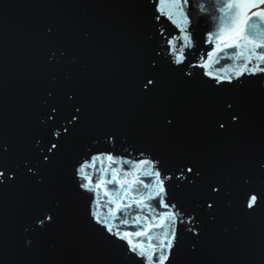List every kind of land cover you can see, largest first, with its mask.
Returning <instances> with one entry per match:
<instances>
[{"label": "water", "instance_id": "95a60500", "mask_svg": "<svg viewBox=\"0 0 264 264\" xmlns=\"http://www.w3.org/2000/svg\"><path fill=\"white\" fill-rule=\"evenodd\" d=\"M222 2L188 0L191 24L174 16L185 29L181 33L154 12L157 0H0V139L13 145L0 157V168L17 176L0 186V264H137L140 258L120 256L90 215L107 213L104 188L118 185L103 186L92 201L77 190L74 168L98 154L133 163L149 159L153 171H160L169 207L156 208L157 197L145 201L151 212H136L135 205L129 212L151 223L157 213H179L180 254L172 264H194L188 229L200 232L198 264H264V206L253 216L243 207L249 193L264 192L258 168L264 160V74L237 79L233 71L243 63L235 59L238 49H225L209 68L195 67L208 63L205 52L215 48ZM256 12H264L260 0L247 15L249 24L264 28ZM210 32L213 43H202ZM185 34L193 46L177 65L167 41L175 40L178 51ZM52 51L56 62L50 61ZM209 71L233 75L232 82L219 83ZM146 76L155 78L151 91L142 88ZM233 114L239 120L232 122ZM54 143L61 150L46 167L41 157ZM26 162L34 172L39 168L43 185L27 172ZM109 163L104 160L105 167ZM112 167L134 171L123 163ZM187 168L200 172L194 183ZM145 169L136 175L151 190L154 177H144ZM89 174L95 183L99 169ZM213 185L223 190L213 194ZM212 200L214 222L205 206ZM46 214L55 222L41 230L35 222ZM149 235L155 243L162 230Z\"/></svg>", "mask_w": 264, "mask_h": 264}, {"label": "snow or ice", "instance_id": "6c2138e0", "mask_svg": "<svg viewBox=\"0 0 264 264\" xmlns=\"http://www.w3.org/2000/svg\"><path fill=\"white\" fill-rule=\"evenodd\" d=\"M160 7L157 9L155 3L153 4L154 12L158 11L161 15H166L173 24H176L180 28L181 33L185 32L184 27L178 24L174 16H179L183 23L191 24L188 9L186 7L188 0H169V10L165 12L164 3L165 0H157ZM260 3H264V0H260ZM255 6V0H223L218 7L220 13L217 18L218 23L216 24L215 32V48L212 51H206L205 56L207 57L208 63L202 65H195V67L209 68L210 62L213 57H217L216 63L220 62L219 54L223 53L225 49H238L235 59L243 61L238 64L236 69L233 71V75L237 79L244 76H255L257 74H264V28L261 27L260 23L253 22L249 24L251 16L247 15L248 9ZM203 10V9H202ZM255 16L260 18L261 22H264V12H256ZM160 15L155 16V19L159 20ZM47 32L51 34L53 28L49 26ZM182 45L177 51L176 41L168 40L167 43L171 45V55L175 58L174 63L179 65L184 62V51L186 47L193 46V40L190 35L182 36ZM213 34L210 32L206 39L202 40V43H213ZM64 55L63 52L60 53ZM56 52L52 51L50 55V61L56 62ZM150 69L154 70L155 65L150 63ZM191 75V73H189ZM213 80L224 83H231L233 75H214L213 72L209 71L206 73ZM155 86V78L152 76H146L142 88L151 91V87ZM51 95V92H49ZM231 108L232 105L227 106ZM55 111V109H53ZM77 112H80V108H76ZM78 117H73V120H77ZM232 122L239 120V116L233 114L230 117ZM167 124L171 125L172 120L168 119ZM219 128L224 129L225 124L219 123ZM65 132L69 130L64 129ZM13 145L4 139H0V157L9 153L12 150ZM55 149V152H53ZM61 150L57 144H52L47 149V152L41 157L42 163L47 167L52 164V158ZM143 155V153H141ZM110 162L107 167L104 165V160ZM128 164L134 171L123 172L119 167H112V165ZM159 163V161H156ZM146 166V169H145ZM25 167L29 174H32L37 178V183L43 185L46 181L45 178L40 175L39 168L33 171L34 165L30 162L25 163ZM99 169V174L95 183H93V176L90 175V171ZM154 163L149 159L140 160L138 163L124 160L122 161L118 157H114L112 154H98L90 157L89 160L80 163L74 168V179L78 177L76 181L77 190H83L84 193L89 195V201L99 198V190L105 185H113L109 190L107 187L104 188V195L109 197L108 203L109 208L105 215L101 216L99 212H90L92 220L95 225L99 228L97 231L104 234L105 239L109 241L116 249L119 250L120 256L124 259H138L137 264H172V261L176 259V256L180 254V239L176 230L177 220L183 219L179 213L174 212H162L153 215L155 223L148 222V217H141L140 215H131L129 210L133 209L136 212L146 210L151 212L152 206L145 201H152L156 199V208H168L169 205L164 202V197L167 195L164 188V180L160 179V171H153ZM258 168L262 177H264V160L259 161ZM143 171L144 177H154L151 182V190L149 183H144L143 180L136 175L137 172ZM186 171L193 173V179L190 181L195 182V178L200 176L199 170L193 172L192 168H187ZM0 168V186L6 184L15 183L17 176L15 172H8ZM110 172V176H109ZM106 177H109L106 179ZM165 180L171 179V177L165 176ZM245 183H251L250 179H246ZM139 185L137 188L136 186ZM135 189V192H134ZM222 187L219 185L211 186V192L213 194H219L222 191ZM127 201V203H124ZM215 201H205L207 209L213 210L210 214V220L215 221L216 216L214 214L213 206ZM114 206V207H113ZM264 206V192L261 193H249L245 197L244 201V213L247 216H253L256 211ZM175 208V205H171ZM158 215V219L156 216ZM145 221L141 224V221ZM54 217L51 214H46L43 218L38 219L35 223L40 227L41 230L46 229L49 223H54ZM161 229L162 235L156 238V242L153 243L154 237L149 233L154 229ZM131 229V230H129ZM193 235V244L189 248V255L192 257L194 264H198L199 258L201 257L200 247V232L188 229ZM227 231V229H225ZM234 232L239 233L240 228L236 226L233 229ZM146 238L148 241L145 243L143 240H134V238ZM31 243V241H29Z\"/></svg>", "mask_w": 264, "mask_h": 264}]
</instances>
